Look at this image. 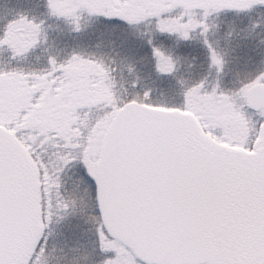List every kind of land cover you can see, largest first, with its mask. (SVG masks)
Returning a JSON list of instances; mask_svg holds the SVG:
<instances>
[{"label":"snow or ice","instance_id":"1","mask_svg":"<svg viewBox=\"0 0 264 264\" xmlns=\"http://www.w3.org/2000/svg\"><path fill=\"white\" fill-rule=\"evenodd\" d=\"M27 3L0 2V264H46L71 218L91 239L66 264H264V0ZM53 18H103L122 50L50 52ZM233 37L257 66L225 80Z\"/></svg>","mask_w":264,"mask_h":264},{"label":"trees","instance_id":"2","mask_svg":"<svg viewBox=\"0 0 264 264\" xmlns=\"http://www.w3.org/2000/svg\"><path fill=\"white\" fill-rule=\"evenodd\" d=\"M3 2V0H0ZM39 2V0H28V3L21 7V10H24V7H27L30 12H35L37 15L43 10L42 8L35 7V4ZM11 6V5H10ZM50 20V19H49ZM60 22H54L50 20L47 21V41L46 46H48V50L50 52H59L61 55L68 47H77L83 48L84 50H95V51H104L109 55H112L113 51L117 49L122 50L121 39L122 34H119V29H111L109 23L105 20H101L99 22L94 21L92 24H87L88 27L82 33L75 34L70 33L68 31V25L62 20L59 19ZM233 23V21H230ZM242 22V21H241ZM220 35L218 36L220 39V45L223 47L225 45L224 39V30H220ZM129 38H133L132 41L138 39V37L129 35ZM131 42V40H128ZM239 41L238 37H233L231 42L228 44L230 49H234L230 52L228 56V60L232 58V61H229L227 66L230 67V72L226 75L225 80L235 79L236 74L239 76H244L246 72L255 68L254 60H249V56L252 53L249 51V48H246L245 42L239 41V46H236ZM99 42L100 47L98 49H94L92 46ZM250 47V46H249ZM173 54H175L174 49ZM186 55L181 57V60L178 62V71L183 73L184 75H189L194 72L196 69L187 68V61L195 52L197 56V61L195 63L199 64L204 61L205 53L201 49H183L182 50ZM136 56H139V53H136ZM45 53L41 51L39 47V52L32 58L30 67H38L43 65L44 63ZM135 59V57H133ZM137 68H141L143 62L140 60L136 61ZM23 65L29 67L26 63ZM51 229V227H50ZM82 229L84 231H82ZM88 228L83 227L78 224L70 230L69 226H65V230L63 232L62 237H58V235H53L51 231V235L49 238V246L52 251L50 252V256L53 258L52 264H66L69 258L73 255H81L88 251L90 245L89 241L91 239L90 232L87 231ZM53 235V236H52ZM72 246H75V251H71ZM49 257V256H47ZM81 264H84L82 261Z\"/></svg>","mask_w":264,"mask_h":264},{"label":"rangeland","instance_id":"3","mask_svg":"<svg viewBox=\"0 0 264 264\" xmlns=\"http://www.w3.org/2000/svg\"><path fill=\"white\" fill-rule=\"evenodd\" d=\"M50 20L52 22H54L55 19L53 18V19H50ZM50 20H48V21L50 22ZM101 20H104V19L103 18H95V19H88V20L82 19L81 23L92 24L94 21L99 22ZM231 20L233 21V23L230 22ZM241 21L242 20H241L240 17H236V16H232V15H226V16H222V17L218 18L216 23H218L219 28L214 33V36L218 37L220 35L219 29L220 30L222 29V30H224L226 32L229 27H232V26L239 27L242 24V22H243V21L242 22ZM56 22H60V20L56 19ZM127 39L131 40V41L133 40V38H129V37H127ZM37 52H39V47L36 48L35 50L29 52L27 54V57L22 58L19 61V63H21V64L26 63L29 66V64H31V57L33 58L37 54ZM232 58H234V56L231 57V59L229 61H232ZM5 59H6V53L0 52V64H2ZM254 65H255V67L257 66L256 63H254ZM253 69H255V68H252V70ZM225 71H226V75H227L228 72H230V67L226 66ZM241 77H243V76H241ZM225 79H226V76H225ZM78 224H80V225H82L83 227H86V228L89 227L87 224L82 223L81 221L77 220L76 218H71L70 220L64 221L62 223H53L52 225H50V227H51V231H52L53 235H58V237L60 238V237L63 236V232L65 230V226L66 227L69 226L70 230H71V229H73V227L75 225H78ZM48 256L49 257H46V264H52L53 258L50 256V254Z\"/></svg>","mask_w":264,"mask_h":264}]
</instances>
